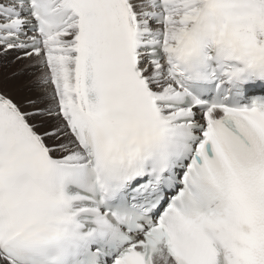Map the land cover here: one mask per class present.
Returning <instances> with one entry per match:
<instances>
[{"label":"snow or ice","instance_id":"snow-or-ice-1","mask_svg":"<svg viewBox=\"0 0 264 264\" xmlns=\"http://www.w3.org/2000/svg\"><path fill=\"white\" fill-rule=\"evenodd\" d=\"M0 264H264V0H0Z\"/></svg>","mask_w":264,"mask_h":264},{"label":"bare ground","instance_id":"bare-ground-1","mask_svg":"<svg viewBox=\"0 0 264 264\" xmlns=\"http://www.w3.org/2000/svg\"><path fill=\"white\" fill-rule=\"evenodd\" d=\"M5 63H7L6 61H4ZM4 62H0V63H4ZM18 66H20L19 64H17ZM7 66L8 67H11V69H10V71L12 70V67L14 68V66L13 65H11V64H8L7 63ZM17 67V66H16ZM3 70V69H2ZM9 71V73L4 77L5 79H4V81H3V86H7V87H11L12 85H15V87H14V91L13 92H15V91H17V90H19L20 89V87H21V85H22V83L24 82V80L26 79H23V81H22V78H23V76H21V77H15V78H8L9 77V75H10V77H12V74L14 73V72H17L18 70H16V71H11L10 72ZM6 73V72H5ZM2 74V73H1ZM2 83H0V85H1Z\"/></svg>","mask_w":264,"mask_h":264},{"label":"rangeland","instance_id":"rangeland-1","mask_svg":"<svg viewBox=\"0 0 264 264\" xmlns=\"http://www.w3.org/2000/svg\"><path fill=\"white\" fill-rule=\"evenodd\" d=\"M14 66V65H13ZM17 66V67H16ZM23 67V65H20V66H18L17 64H15V66H14V68L12 67V70L11 71H16V70H19L20 68H22ZM3 69V70H2ZM10 69H11V67H8L7 66V63H0V83H2L1 85L3 86L4 84H3V81H4V79L6 78L5 76L9 73V71H10ZM10 71V72H11ZM6 72V73H5ZM2 73V74H1ZM5 75V76H4ZM8 76V75H7ZM5 77V78H4ZM8 78H10V75H9V77ZM23 79H25V77H23L22 78V81H23ZM5 89H7V90H10V91H14V87H15V85H12L11 87H7V86H3Z\"/></svg>","mask_w":264,"mask_h":264}]
</instances>
